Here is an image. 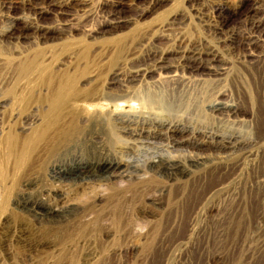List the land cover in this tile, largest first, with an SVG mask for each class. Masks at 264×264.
I'll return each mask as SVG.
<instances>
[{
	"label": "bare ground",
	"instance_id": "6f19581e",
	"mask_svg": "<svg viewBox=\"0 0 264 264\" xmlns=\"http://www.w3.org/2000/svg\"><path fill=\"white\" fill-rule=\"evenodd\" d=\"M136 1L105 0V15L98 29L86 30L79 25L91 16L86 0H0L3 8L20 5L37 15L55 9L64 23L60 31L80 32L81 38L94 46L93 53L123 54V59L110 62L107 81L96 83L97 73H88L89 79L74 92L43 98L41 118L22 122L24 154L18 157L16 167L32 168L34 155L40 154L31 169L39 195L34 200L31 196L18 198L14 210L42 231L50 233L46 229L59 228L82 214L89 196L100 204L104 195L113 191H121L124 208L137 195L143 196V208L154 211L160 219L166 215L170 226L178 227L183 200L187 195L192 197L196 182L216 170L228 175L208 187L193 205L192 232L200 228L202 202L219 195L232 202L241 189L252 190L254 186L264 197V168L257 171L264 160V13L260 12V19H247L241 32L225 33L222 18L228 0H213L215 4L209 9L214 15L197 8L192 10V17L174 15L152 37L116 38L115 33L135 18L124 16L123 6H133ZM166 1L142 0L137 16L143 17ZM260 1L264 6V0ZM9 26L12 29L11 22ZM187 26L206 28L215 44H224V52L219 54L218 48L204 38L185 35L182 30ZM47 27L37 25L33 29L44 37ZM4 31L6 34L1 32L0 36L13 38ZM115 42L122 47L109 50L98 46ZM63 85L64 90L69 88ZM33 95L27 89L20 100H10L14 107L30 102ZM10 140L8 137L7 142ZM40 180L47 186L41 187ZM70 188L72 196L65 192ZM125 197L130 200L125 201ZM48 198L59 204L48 205ZM240 211L243 217L246 209ZM217 213V208L210 207L204 214ZM91 226L90 222L87 227ZM255 226H264V212ZM22 235L17 237L27 246Z\"/></svg>",
	"mask_w": 264,
	"mask_h": 264
},
{
	"label": "rangeland",
	"instance_id": "374dc122",
	"mask_svg": "<svg viewBox=\"0 0 264 264\" xmlns=\"http://www.w3.org/2000/svg\"><path fill=\"white\" fill-rule=\"evenodd\" d=\"M86 1L91 16L79 25H84L82 29L86 27V30L98 29V24L103 21L105 15L102 10L105 0ZM211 1L213 0H168L139 18L137 11L142 0H137L133 6L126 5L122 9L124 16H130L131 19L135 17L134 22L125 29H119L114 36L152 37L164 28L174 15L192 17V10L202 7L214 15L209 9L215 4ZM199 5L200 7H197ZM14 6L6 9L0 4V35L1 32L6 34L7 31L4 30L13 34L10 40L0 36L1 241L6 234L4 241L0 242V264H211V261L213 264H264V226H255L256 219L264 212V197L262 190L259 192L260 189L255 186L252 187L254 192L248 187L244 191L241 189V198L239 196L232 202L222 195L202 202L200 211L201 221L204 223L200 221L202 227L200 225V231L196 229L195 233L190 228V210L193 205L207 189L228 175V172L222 173L221 170L208 173L200 182L195 183L197 186H193L192 197L187 195L186 200H183L178 227H171L166 215H162L160 219L155 216L154 211L143 208L144 197L141 195L133 198L129 207L124 208L123 200L120 199L121 191L107 193L100 204H96L92 196H89L84 203L85 210L82 214L63 222V226L59 228L55 226L46 229L51 231L50 233L42 231L30 218L16 213L14 203L18 198L31 196L30 199L34 200L39 195L38 183L34 185L36 175L31 173V169L37 164L40 154L34 155L32 168L25 171L16 167L18 157L24 154L23 142L26 137L20 133L22 125L30 119L41 118V100L52 95L60 98L66 93L74 92L89 79L88 73H97L96 83L107 81L110 62L123 59V54L105 51L93 53L94 46L87 44L81 38L80 32L65 34L60 31L64 23L55 9L37 15L20 5ZM226 9L222 18V30L225 33L241 32L246 21L260 19L264 13L260 0H228ZM262 19L264 20V15ZM35 25L48 26L47 35L43 37L39 30L35 31ZM182 32L185 35L190 33L193 39L204 38L218 48L219 54L224 52V44H215L211 32L204 27L187 26ZM98 46L109 50L122 47L117 42ZM63 84L69 88L64 90ZM27 89L33 92V99L30 102L22 101L13 107L11 100H20L23 91ZM8 137L11 138L10 142H7ZM29 159L30 156L27 161ZM262 163L257 171L264 168ZM250 176L253 179L254 174ZM37 179L39 180L38 176ZM45 180L48 181L46 178ZM158 184L160 182L157 183V186H160ZM39 185L47 186L43 180H40ZM29 188H33L32 192ZM71 189L65 190L69 196H72ZM254 198H257V201ZM46 200L50 201H46L48 205L59 204L53 203L50 198ZM129 200L130 198L125 197V201ZM210 207L217 208L218 213L206 217L204 213ZM243 208L246 209V214L242 217L240 210ZM90 222L92 226L87 227ZM21 234L25 237L23 238L27 246L18 239ZM183 238L188 240L178 243Z\"/></svg>",
	"mask_w": 264,
	"mask_h": 264
}]
</instances>
